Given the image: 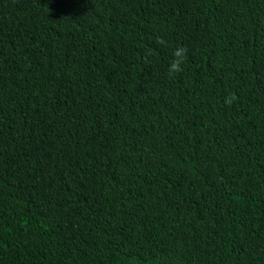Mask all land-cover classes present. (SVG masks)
I'll return each instance as SVG.
<instances>
[{
    "label": "trees",
    "instance_id": "trees-1",
    "mask_svg": "<svg viewBox=\"0 0 264 264\" xmlns=\"http://www.w3.org/2000/svg\"><path fill=\"white\" fill-rule=\"evenodd\" d=\"M0 264H264V0H0Z\"/></svg>",
    "mask_w": 264,
    "mask_h": 264
},
{
    "label": "clouds",
    "instance_id": "clouds-1",
    "mask_svg": "<svg viewBox=\"0 0 264 264\" xmlns=\"http://www.w3.org/2000/svg\"><path fill=\"white\" fill-rule=\"evenodd\" d=\"M157 43L159 44H165L166 42L164 41L163 38L158 39ZM187 53H188V49L185 46H179L178 48H176L173 52V59L170 62V66H169V74H176L181 72L182 69V65L185 63L186 59H187ZM151 54V53H149ZM231 100L228 101L229 104H231Z\"/></svg>",
    "mask_w": 264,
    "mask_h": 264
}]
</instances>
